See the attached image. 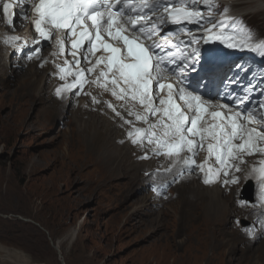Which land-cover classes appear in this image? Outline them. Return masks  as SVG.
<instances>
[{
	"label": "rangeland",
	"instance_id": "rangeland-1",
	"mask_svg": "<svg viewBox=\"0 0 264 264\" xmlns=\"http://www.w3.org/2000/svg\"><path fill=\"white\" fill-rule=\"evenodd\" d=\"M234 2V12L245 11L264 34V0ZM15 23L16 29L26 24ZM29 60L20 78H13V69L4 81L0 77V264H264V204H254L261 213L260 222L253 220L251 205L241 203L235 186L227 195L238 203L223 220L187 217L192 196L184 197L186 182L151 165L160 156L145 146L152 159H134L140 155L128 136L114 146L116 164L107 163L103 173L92 165L67 167L86 159L75 144L91 142L87 128L78 135L95 119L91 110L80 109L82 93L57 95L55 78L44 80L48 72L40 81L28 79L34 66ZM159 171L168 174L162 178ZM153 179L158 187L170 181L167 199L152 193ZM246 217L257 230L237 227Z\"/></svg>",
	"mask_w": 264,
	"mask_h": 264
},
{
	"label": "snow or ice",
	"instance_id": "snow-or-ice-1",
	"mask_svg": "<svg viewBox=\"0 0 264 264\" xmlns=\"http://www.w3.org/2000/svg\"><path fill=\"white\" fill-rule=\"evenodd\" d=\"M173 3L178 6H170ZM196 3L197 0H162V3L161 0H35L31 3L0 0L9 25L13 23L15 9H19L25 20L31 12L30 22L38 34L34 35L32 43L39 45L54 37L58 49L54 55L67 54L73 58L71 61L65 59L64 66L57 65L61 80L67 75L75 76L71 83L56 89L57 95L77 87L82 90L86 83L110 92L121 102L120 107L126 109L128 116L146 125V128H138L133 121L124 120L133 125L128 132L133 144L152 145L151 150L156 155L168 157L172 166L182 164L199 168L205 175L204 183L210 184L221 172L228 175L229 168L239 171L238 165L231 161L242 160L245 154L264 156V115L257 117L246 108L240 109L243 98H235L231 104L213 103V98L200 93L198 87L185 83L188 77L184 73L191 72L200 59L197 45L221 39L214 31L217 25L204 29V35L189 32L187 45L182 50L177 49L183 56L179 63L175 53L164 51L153 39L163 36L160 26L166 21L198 24L202 12L195 8ZM204 3L211 8V0H204ZM160 6H163V13L155 19L136 14ZM219 25L222 27L223 21ZM20 39L19 36L7 38L8 42ZM251 39L249 34L248 40ZM245 46L264 56V39L257 38L256 43ZM81 59L90 66L80 67ZM85 73L95 74L94 79L89 81ZM172 76L179 78L173 80ZM93 100L98 102L95 97ZM108 106L116 116L124 119L114 104L109 102ZM137 106L141 111H136ZM205 145L208 156H215L218 168H206L207 159L197 164L196 157ZM143 158H147V153ZM258 165L252 172L258 177L259 197L264 203V159L259 160ZM237 180L233 176L225 183H237Z\"/></svg>",
	"mask_w": 264,
	"mask_h": 264
},
{
	"label": "bare ground",
	"instance_id": "bare-ground-1",
	"mask_svg": "<svg viewBox=\"0 0 264 264\" xmlns=\"http://www.w3.org/2000/svg\"><path fill=\"white\" fill-rule=\"evenodd\" d=\"M228 1L231 2V4L234 6L239 4L234 2V0H228ZM31 2H35V0H26V3H31ZM15 12L16 14L13 16V23L12 25H9L6 22V18L3 14L2 9L0 10V77L3 79V81L5 80L7 73L12 69L14 70L13 78L14 77L15 79H17L18 77L20 78V75L22 74L20 70L22 69V67H26V65L28 64V62H26L27 60H24L25 56L23 57V55H25L27 52H30L32 53V56L29 57L30 59H32V64L34 66H32L27 72L28 79L31 78L32 76L34 78V82L40 81L41 77L44 75L43 73L48 72V75L46 76V78H44V80L46 79L48 80V82H51V80L55 78L54 87L56 88L61 87L65 83H71L75 79V76L67 75L65 80H61L57 65L63 66L65 59L71 61L73 58L67 54L54 55L55 53L58 52L55 40L51 41L52 44L50 46L51 48L47 50L46 49L41 50L43 43H40L39 45L33 44L32 40L34 38V35L36 36L38 34H35L34 25L30 22L31 12L28 13L29 19L27 20L21 17V15L19 14V9H15ZM234 13H238V11ZM21 20L26 22L25 26L20 29H16L18 23H15V21H21ZM11 36H19L21 39L17 41L8 42L7 38ZM21 45H25V47H21ZM12 47H17V48L11 51ZM37 49L38 51H36ZM13 53H15L16 56L14 58H11V54ZM99 54L100 53L98 52L97 55ZM89 66L90 65L86 61L81 59L80 67L86 69ZM231 66L223 68L222 74L227 70H229ZM72 71L75 72L74 65L72 66ZM85 75L89 81L94 79L95 77V74L92 73H85ZM10 76L12 75H9V77ZM41 82L43 83V87H46V84L48 82L47 81H41ZM43 91L44 90L42 91L40 90L39 98H41L43 102H46L48 98L44 96V94L42 93ZM74 91H78L79 93H82V98L80 100V104H81L80 109L87 108L88 110H91L92 113L90 118L95 120L93 124L83 127L81 129V134L79 133L78 135V139L81 138V136H83V130L87 128V131L90 130L89 139H91V142L89 141L83 142V140L79 139V142L75 144V147L77 146L80 150L84 152V156L86 157V159H83L82 164L68 163L67 167H73L74 165H76V167L92 165L95 168V170H97L98 168V171L101 170L100 172L103 173L104 171L103 167L104 166L107 167V163L108 165H110V163L116 162V157L114 154V150H115L114 146L117 144L125 143L124 137L128 136V132L132 129L133 125L138 128H146V125L143 122L135 121L134 116H128L126 109L120 107V103H121L120 101H117L115 97L111 96L110 92H104L95 84L86 83L82 90L79 87L71 89V92ZM86 93H90L91 95H88ZM93 97H95V100L98 102H94ZM109 102L114 104L117 107L118 111H121L124 119L115 115L112 108L108 106ZM212 102L222 103L219 100H213V99ZM136 111H141L139 106H137ZM125 119L133 121V125L126 124L124 122ZM152 119L154 118L150 117V120ZM252 126L258 127V125H252ZM114 130H116V132ZM75 133L76 131H73V134ZM105 137H108L109 139H113V141H109V140L106 141ZM144 146L149 148V151H152L151 150V148L153 147L152 145H147V143L145 142ZM144 146H141L140 144H134L133 150L136 152L137 155L145 154L144 150L142 149V147ZM88 148L90 149V152H88ZM103 148L105 149L104 150L106 153L105 156L101 155L100 153L101 149L103 150ZM200 151L202 153L200 154V159L197 162V164L204 163V161L207 159L206 168L219 167V164L215 160V156H211V157L208 156L206 151V145H205V149ZM121 154L122 153H119L120 155L119 159L122 158ZM159 156L160 157L154 158V160H152L151 165L153 166L159 165V167L162 170H165L171 174H173L171 171L177 169V173L181 176V179L184 182H186L185 187L183 188L185 193L184 197L192 196L191 197L192 201L190 202L188 201L190 200V198L186 200L190 203L189 206H191L190 208L192 211L191 214H189L188 210L187 209L185 210L187 217L188 216L198 217V218L209 217L212 219L218 218L221 220H223L232 211H234L233 204L238 203L235 201V198L232 199L231 196L227 195V191H229V189L231 188L232 183H225V181H230L233 176L235 177L239 176V171H244L243 172L244 176L242 177V179L253 178L257 184L259 180L257 175L254 172H252V169L253 167L259 166L258 165L259 160L264 159V156H262L259 153H256L254 155L245 154L242 160L231 161L232 164L238 165L239 171H236L235 168H231L228 171V175H224V173L221 172L219 178H217L214 183L205 184L204 183L205 175L203 172L200 171L199 168L195 166L187 167L182 164H176L175 166H172L171 161L168 157L164 155H159ZM223 183H225V185L222 186ZM258 186L260 191V185L258 184ZM237 187L238 186L232 188L234 192H237L236 194L237 196L235 195L236 197H238L239 195L238 194L239 187L238 188ZM259 191L257 194L258 201H260ZM190 208L188 209L190 210ZM260 213L258 211V207H256L255 205H251L248 208L247 214H252L253 215V216L251 215L252 219L260 222L258 216ZM263 213L264 211H262V214ZM3 216L8 217V219L10 218L9 215L8 216L3 215Z\"/></svg>",
	"mask_w": 264,
	"mask_h": 264
}]
</instances>
